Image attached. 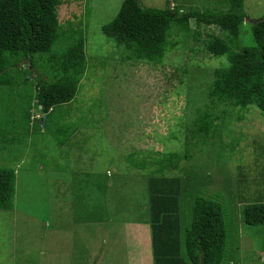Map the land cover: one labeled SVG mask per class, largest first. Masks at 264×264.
<instances>
[{"label": "rangeland", "instance_id": "rangeland-1", "mask_svg": "<svg viewBox=\"0 0 264 264\" xmlns=\"http://www.w3.org/2000/svg\"><path fill=\"white\" fill-rule=\"evenodd\" d=\"M123 1L61 0L58 7L60 32L52 53H65L77 30L85 38L86 71L78 93L52 120L74 132L60 146L43 125L33 131L26 170L36 173L20 172L15 203L20 225L55 220L72 221V226L55 230L60 242L53 246V229H25L30 262L49 259L52 246L58 249L55 264H131L129 246L135 240L127 227L141 213L148 218L150 180L163 176L180 183L178 204L187 227L196 198L221 205L223 264H264V227L245 225L241 218L243 206L264 202V113L208 98L213 72L228 61L210 55L206 44L211 37L226 40V34L194 20L189 32L174 25L160 62L137 61L101 31ZM139 2L144 8L180 12L229 10L221 0ZM244 12L247 19L233 51L254 46L250 27L264 15V0H244ZM20 68L29 70L26 62ZM35 73L49 78L40 61ZM20 82L24 86L25 80ZM32 106L37 120L41 115ZM203 118L207 130L200 124ZM172 153L180 156L176 169L159 174L156 160ZM10 211H0V264H14L4 250ZM96 220L106 222L85 224ZM17 264L30 263L18 256Z\"/></svg>", "mask_w": 264, "mask_h": 264}, {"label": "trees", "instance_id": "trees-1", "mask_svg": "<svg viewBox=\"0 0 264 264\" xmlns=\"http://www.w3.org/2000/svg\"><path fill=\"white\" fill-rule=\"evenodd\" d=\"M229 5L226 12H180L170 8H144L139 0H124L118 14L102 26V33L113 38L133 52L137 61L160 62L170 47L168 38L174 25L189 32V23L197 26L218 27L228 39L211 37L207 52L215 58L225 57L228 66L213 72V82L208 91L210 100L231 103L241 109L256 107L264 113V15L252 21L251 34L254 46L233 51L241 35L247 16L244 0H221ZM61 0H0V84L11 77L10 71L25 62L28 73L35 80L34 105L41 117L34 118V131L50 133L60 146L73 134L69 125H52L57 109L70 104L76 97L80 81L86 71L85 38L82 31L73 33L66 52L52 53L60 24L58 7ZM40 61L49 77L36 75ZM43 117L45 121L43 123ZM206 119L201 126L208 129ZM202 129V128H201ZM180 156L167 154L157 159V172L175 170ZM15 171L0 169V211L13 209ZM177 181L163 176L149 183V209L152 246L155 264L163 256H173L176 264H223L226 232L220 204L198 197L191 208L189 226L181 232ZM241 218L245 225L264 227V202L243 206Z\"/></svg>", "mask_w": 264, "mask_h": 264}, {"label": "crops", "instance_id": "crops-1", "mask_svg": "<svg viewBox=\"0 0 264 264\" xmlns=\"http://www.w3.org/2000/svg\"><path fill=\"white\" fill-rule=\"evenodd\" d=\"M10 74L11 77L4 78L3 83L0 84V169H12L15 171L16 193V180L17 177L19 179L20 172L26 171V174L28 175L29 172L32 171V169L26 170V168L29 164L28 159L31 152V140L32 135L34 134L33 121L35 118V113L32 105L35 102L33 92L35 90V85L31 77L27 79L28 75L30 74L28 73V71L26 73L23 68H19L18 71L16 69H13L12 71H10ZM21 79L25 80L24 86H22V83L20 82ZM29 87H31L32 91L26 93V89H28ZM32 172L33 174L36 173V171ZM108 207L110 208V205H108ZM16 209L17 207L14 195V207L12 211H10V214H13V216L12 218H9L4 222V227L9 229V231L6 232L8 237L6 248L4 247L5 252L10 254L14 261V264H17L18 256H23V259L29 262L30 264H55V257L58 249H55L52 246L56 245V243L59 244L60 242V240L56 239L57 236H55V230L58 228L71 227L72 221L59 222L52 220V222L43 221L42 223L37 221V224H35V220H33L25 221L23 225H20L18 219L16 218ZM144 213H148V218H146L145 216L142 217L141 213L139 218L133 222H130L127 227V230L130 233L131 237H133V239L135 240V242L129 246L132 260L131 264H155L152 247L150 209H146ZM179 215L181 216L180 208ZM100 216L103 217L102 212H100ZM110 221L114 222L113 220ZM103 222L106 221L96 220L86 222L85 224H96L98 226V223ZM185 227V222L181 221V232L184 231ZM29 228L54 230V234L52 235L49 241V243H52V246H50L51 257H49V259H41L35 261L34 263L30 262V256L33 255L28 250V245H30V234L29 232L25 231V229ZM44 235H46V232ZM143 244L146 245V247L143 246ZM60 248H62V246ZM144 252L146 254H144ZM158 252L159 254L163 255L159 259V264H176L175 261L172 259L173 256H167V254L164 253V250L162 251L161 249H159ZM229 264L234 263L230 262Z\"/></svg>", "mask_w": 264, "mask_h": 264}]
</instances>
